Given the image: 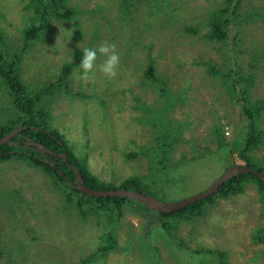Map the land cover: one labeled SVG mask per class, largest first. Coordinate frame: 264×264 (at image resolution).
I'll return each instance as SVG.
<instances>
[{
    "label": "rangeland",
    "instance_id": "rangeland-1",
    "mask_svg": "<svg viewBox=\"0 0 264 264\" xmlns=\"http://www.w3.org/2000/svg\"><path fill=\"white\" fill-rule=\"evenodd\" d=\"M67 2L76 17L52 18L26 45L28 0H0V54L21 55V76L36 96L58 82L75 52L114 45V76L99 70L98 55L93 77L79 67L69 93L39 103L94 176L115 186L145 178L149 194L172 203L246 165L238 153L248 121L234 86L252 105L264 101V0H240L226 41L208 38L211 13L226 0ZM151 66L157 83L147 78ZM18 116L0 80V126ZM257 120L262 140L248 155L264 167V106ZM81 201L25 161L0 163V264H221L203 249L225 253L227 264H264V200L254 183L190 220H164L133 202L120 217Z\"/></svg>",
    "mask_w": 264,
    "mask_h": 264
},
{
    "label": "trees",
    "instance_id": "trees-1",
    "mask_svg": "<svg viewBox=\"0 0 264 264\" xmlns=\"http://www.w3.org/2000/svg\"><path fill=\"white\" fill-rule=\"evenodd\" d=\"M122 1L125 7L129 6L130 0ZM226 3V7L211 13L208 38L213 41H226L228 39L229 29L237 15L240 0H226ZM28 9L32 11L34 23L23 31L26 45L37 40L42 33L49 28L52 18H57L62 21H70L77 15V11L74 8L68 7L67 0H28ZM4 41V33L0 30V44H4ZM80 57L81 52H75L72 56L71 62H68L61 67L58 75V82L50 85V87L42 91L41 94L31 96L27 91L18 67L21 55L13 54L12 56L10 54H0V80L11 99L12 105L19 112L17 118L11 119L5 125L0 126V140L11 132L19 128H24L18 136L11 139L10 143L5 144L0 148V163L9 162L13 159L25 161L50 176L55 185L64 184L70 189L73 195H77L81 198L83 204L89 205L92 209L97 211L116 212L121 217L124 214V206L126 202H136L122 197H88L86 194L74 188L76 174L67 166L63 158L45 154L40 149L32 146V143H38L57 154L66 153L70 164L80 171L84 183L88 188L107 191L125 189L149 194L144 187L145 178H129L122 182L121 185L115 186L113 184L102 182L99 178L94 176L82 160L73 153L70 146L66 143L64 136L61 135L59 131L50 129L49 112L39 108L40 101L43 98H46V96L54 95L63 88L67 93L70 92V80L74 71L79 68ZM147 78L154 83L158 82V79L154 76V69L152 66L148 70ZM237 85L238 84L236 83L234 89L237 92L243 113L248 121V133L245 146L238 155L240 159L245 161L246 165H249L253 170L264 175V167L255 165L248 155L258 147L262 140L263 134L259 131L257 117L258 113L263 110L264 101L252 105L246 93ZM160 90L162 93H166L164 87H161ZM250 183H254L257 186V189L264 200V181L254 174H245L231 179L217 193L205 200H201L180 211L170 214L158 213V215L164 220H190L199 218L203 215L207 206L216 203V199H228L231 196L243 194L246 185ZM71 199L72 197H69V200ZM163 225L165 228H168L165 223ZM109 241L110 243L107 247H104V251L113 247L114 242L111 240ZM262 241H264V238H262ZM201 253L217 255L220 257L221 264H227L225 253L209 249H203Z\"/></svg>",
    "mask_w": 264,
    "mask_h": 264
},
{
    "label": "water",
    "instance_id": "water-1",
    "mask_svg": "<svg viewBox=\"0 0 264 264\" xmlns=\"http://www.w3.org/2000/svg\"><path fill=\"white\" fill-rule=\"evenodd\" d=\"M23 129L24 128H19L11 132L10 134L4 136L0 140V148L5 144L10 143L11 139L18 136L19 133ZM32 146L40 149L45 154L62 157L65 163L67 164V166L71 170H73L76 174V182H75L74 188L86 194L88 197L90 198L122 197L128 200H132L138 204H141L147 209L153 210L159 214H170L176 211H180L201 200H205L209 198L210 196L214 195L215 193H217L225 184H227L231 179L237 176H242L245 174H254L264 181V175L253 170L249 165L235 164V165L230 166L219 179L213 182L203 192L190 196L179 202L167 203V202H163L162 200L156 198L155 196L149 195L147 193L133 191V190L117 189V190L107 191V190H94V189L88 188L86 184L84 183V180H83V177L80 171L75 166L70 164L68 155L66 153L59 155L56 152L38 143H32Z\"/></svg>",
    "mask_w": 264,
    "mask_h": 264
},
{
    "label": "clouds",
    "instance_id": "clouds-1",
    "mask_svg": "<svg viewBox=\"0 0 264 264\" xmlns=\"http://www.w3.org/2000/svg\"><path fill=\"white\" fill-rule=\"evenodd\" d=\"M80 52L79 67L84 77L91 78L94 76L95 62L98 55L104 57L103 63L99 65V70L108 77L115 75V68L119 63V55L114 45L109 44L107 41H101L97 47H83Z\"/></svg>",
    "mask_w": 264,
    "mask_h": 264
},
{
    "label": "flooded vegetation",
    "instance_id": "flooded-vegetation-1",
    "mask_svg": "<svg viewBox=\"0 0 264 264\" xmlns=\"http://www.w3.org/2000/svg\"><path fill=\"white\" fill-rule=\"evenodd\" d=\"M59 155H62V154H59ZM60 157V156H59ZM60 158H62V157H60Z\"/></svg>",
    "mask_w": 264,
    "mask_h": 264
}]
</instances>
